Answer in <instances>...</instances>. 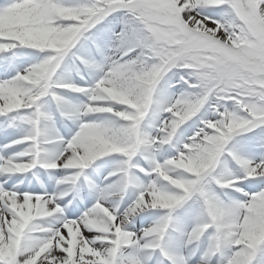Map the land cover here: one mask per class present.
I'll list each match as a JSON object with an SVG mask.
<instances>
[{"label":"snow or ice","instance_id":"6c2138e0","mask_svg":"<svg viewBox=\"0 0 264 264\" xmlns=\"http://www.w3.org/2000/svg\"><path fill=\"white\" fill-rule=\"evenodd\" d=\"M0 264H264V0H0Z\"/></svg>","mask_w":264,"mask_h":264}]
</instances>
